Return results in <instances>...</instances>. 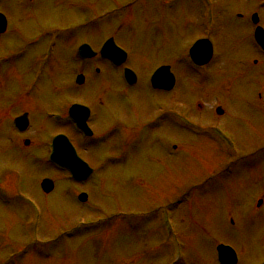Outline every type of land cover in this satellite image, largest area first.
Returning a JSON list of instances; mask_svg holds the SVG:
<instances>
[{"label": "rangeland", "instance_id": "rangeland-1", "mask_svg": "<svg viewBox=\"0 0 264 264\" xmlns=\"http://www.w3.org/2000/svg\"><path fill=\"white\" fill-rule=\"evenodd\" d=\"M32 1L0 0V12L21 10L42 20L86 15L92 27L68 35L76 20L54 22L63 33L54 37L46 65L40 61L45 43L25 59L13 41L0 39V185L17 192L9 204L0 201V264H217V244L234 248L238 264H262L264 203L256 204L264 200V54L247 18L257 13L264 30V0H202L200 8L196 0H170L158 30L145 10L123 8L133 0H63L58 8ZM118 8L115 19L107 18ZM206 30L213 58L207 70L194 71L180 58ZM109 37L129 54L134 86L125 88L119 71L98 62L91 68L101 75L90 69L86 84L74 86L69 58L76 45L68 40L99 48ZM161 65L177 77L171 93L150 87ZM60 100L92 111L97 141L49 120ZM218 106L224 113L217 117ZM163 112L174 120L184 112L187 130L145 128L151 122L162 128ZM23 113L31 129L19 134L12 119ZM136 126L142 131L132 150ZM211 129L232 140L242 161L227 157ZM57 132L94 169L86 183L72 184L47 163L44 143ZM44 178L56 188L48 196L40 189ZM79 192L87 205L75 201Z\"/></svg>", "mask_w": 264, "mask_h": 264}, {"label": "flooded vegetation", "instance_id": "flooded-vegetation-1", "mask_svg": "<svg viewBox=\"0 0 264 264\" xmlns=\"http://www.w3.org/2000/svg\"><path fill=\"white\" fill-rule=\"evenodd\" d=\"M49 4L53 3V6L58 8V5H60V3H63V0H47ZM137 0H133L131 1V3H129L128 5L125 4L126 10H128L129 8H134V4L137 5L136 7H139V9L141 8L142 11H146V13L152 17H154V22H155V28L159 29V28H164L165 25L163 24L165 21V18H163L165 14V12L167 10H169L170 8V0H139L137 1L138 3L136 4ZM197 2V0H196ZM23 4L24 5H29V4H33L32 0H23ZM130 4H132V6H130ZM198 5V2H197ZM15 6V5H14ZM17 6V5H16ZM129 7V8H128ZM124 10V9H122ZM19 14L18 15H13L12 13L9 12H5L4 11V17H5V29L4 32L2 34H0V39L2 37L6 38V40H11L13 41V43L15 44V47H19L17 50L19 51V56L22 55L24 56L23 58H28V56H31L30 52H26V51H30V50H34V49H38L39 47H41L40 45H44V43L46 44L45 46L47 47H51L52 48V44H53V39L54 37H56L57 34L63 33V32H58L57 28L54 27V22L61 25L64 19H68V20H76L75 23V27L72 26V28L69 30V32H66V34L69 35V33L75 34L76 36L78 35H86L88 33H90V23H89V19L86 15H76L74 14V16L69 15L68 18L65 15H61V14H54V17L52 20H42V18L34 16V14L29 13L28 15H24V12H21V10H18ZM83 11H86L83 9ZM120 8L112 11L107 18H111V19H115L116 16H118L120 14ZM139 11V10H136ZM157 16V17H156ZM161 17V20L159 21L157 18ZM156 20V21H155ZM154 23H152L153 25ZM24 30L27 31L26 33H24ZM81 37V36H80ZM52 39L51 43L50 40ZM68 43L72 46L76 45V48H72L74 49V53L72 54V56L69 58V64L71 66H74L75 64L77 66H79L78 69V74L84 76L85 79H87V75L89 73V70L91 69V66L89 64V60H83L81 61L82 63H79L78 61H80L79 59H75V51L76 49H78L80 46L82 45H90L86 40H80L77 42H70L68 40ZM49 47V48H50ZM27 54H30L27 56ZM129 54L127 53V59H128ZM30 58V57H29ZM28 58V59H29ZM43 59V56L41 57ZM40 58V59H41ZM37 59V57H36ZM96 61L99 59H95ZM93 60V61H95ZM101 61V60H100ZM99 61V62H100ZM96 74H100L101 70L94 68ZM177 83L175 84V88H176ZM126 87V86H125ZM165 93H170V92H165ZM78 104H82L85 105L82 102H79ZM86 106V105H85ZM180 115L185 116L186 114L184 112H180ZM29 121H30V117L28 116ZM92 119V111L90 110V115H89V119L87 120V124L89 125V122ZM163 126L162 128L161 125L159 123H154L151 122L148 125L145 126V128H157V129H167V127H171L175 126L177 128L181 129V132H184L185 130L181 127H179L176 123V119L174 120L169 112H163ZM174 122V123H173ZM91 128V127H90ZM92 129V128H91ZM93 131V130H92ZM142 131V129H140V126H136L135 129H133V131H131V133H134L133 135V139L131 138V142H133L131 144V146L133 147L132 150H134V146L136 145V141L135 138H137L138 136L135 134L136 132H140ZM82 137V136H81ZM91 141H97V139H95V135L93 132V136L91 138H89ZM129 140V139H126ZM122 146V145H121ZM244 242H247L244 240ZM246 247L248 246V243L244 244ZM234 249V248H233ZM234 251L237 254V258H238V253L237 251L234 249ZM239 260V258H238ZM264 264V262L262 263Z\"/></svg>", "mask_w": 264, "mask_h": 264}, {"label": "water", "instance_id": "water-1", "mask_svg": "<svg viewBox=\"0 0 264 264\" xmlns=\"http://www.w3.org/2000/svg\"><path fill=\"white\" fill-rule=\"evenodd\" d=\"M254 22L256 23V16H254ZM255 40L264 50V31L261 28L256 29ZM112 47H113L112 42L111 41L107 42L101 49L100 54L108 58L112 54L114 55V57L112 58L114 59V62L116 63L123 62L125 58L124 54ZM190 53L195 62H197L198 64H204L208 62L209 59L211 58V54H212L211 45L206 40L198 41L191 49ZM116 59L118 61H116ZM151 84L152 87L155 89H162L166 91L171 90L174 85V77L170 73V68L169 67L159 68L154 73L151 79ZM72 112L76 116L81 118L83 122L85 121L87 115L86 109L82 107H74L72 109ZM217 112L218 114L222 113L220 109H217ZM18 121H23L24 124L26 123L24 117L22 119H19ZM50 161L70 170L75 180H85L91 172L88 169L87 165L77 158L72 146L69 144V142L64 136H59L55 138V140L53 141ZM41 188L45 193H49L53 189V183L50 180L45 179L41 183ZM80 199L82 201L86 200V196L82 195ZM217 250H218L219 260L222 264H234L235 256L231 249L220 245L218 246Z\"/></svg>", "mask_w": 264, "mask_h": 264}]
</instances>
